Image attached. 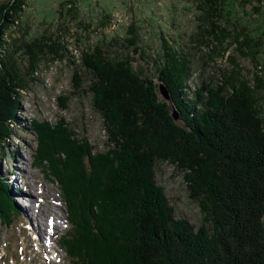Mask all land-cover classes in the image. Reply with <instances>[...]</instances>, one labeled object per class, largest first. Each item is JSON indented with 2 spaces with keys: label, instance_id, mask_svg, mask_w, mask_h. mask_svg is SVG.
Wrapping results in <instances>:
<instances>
[{
  "label": "trees",
  "instance_id": "1",
  "mask_svg": "<svg viewBox=\"0 0 264 264\" xmlns=\"http://www.w3.org/2000/svg\"><path fill=\"white\" fill-rule=\"evenodd\" d=\"M208 2V10L221 11V0ZM26 3L0 2V153L6 149L3 137L14 133L7 124H16L26 77L48 55L63 57L56 40L35 38L21 42L30 66H19L7 36ZM82 59L94 76L91 91L106 119L112 149L94 157L90 153L87 167L78 160V147L60 133L70 147L64 162L58 158L63 178L68 183L86 178L85 189H98L102 195L96 200L95 191L79 188L84 212L69 207L72 225L60 246L72 264H264V118L247 82L238 80L231 94H224L223 87L204 90L208 96L194 92L189 104L184 95L190 92L185 82L191 63L174 62L173 54L165 58L160 77L172 91V101L166 103L151 79L140 77L131 63L102 48L85 52ZM173 107L180 120L171 116ZM42 127L40 143L47 138L44 144L53 150L68 147L53 137V130ZM42 153L37 152L40 157ZM157 161H169L185 172L190 198L199 202L204 214L199 229L174 216L155 181ZM71 190L64 189L62 195L68 206L77 207V194ZM9 194L0 180V225L18 214L15 207L9 208ZM6 205L7 211H1Z\"/></svg>",
  "mask_w": 264,
  "mask_h": 264
},
{
  "label": "rangeland",
  "instance_id": "2",
  "mask_svg": "<svg viewBox=\"0 0 264 264\" xmlns=\"http://www.w3.org/2000/svg\"><path fill=\"white\" fill-rule=\"evenodd\" d=\"M208 1L27 0L18 23L7 36L17 63L22 69L30 66L21 42L41 37L56 40L63 57L53 59L48 55L26 77L16 124H7L14 133L3 137L6 149L0 153V180L7 184L13 198L9 208L15 207L18 214L11 223L0 225V264H72L58 242L72 225L69 207L74 213L84 212L78 193L79 188H86V178L70 183L63 178L64 165L58 158L64 162L70 147L60 133L78 147V160L87 167L90 153L94 157L111 148L106 119L97 110L96 95L91 91L94 76L83 63L85 52L102 48L111 57L131 63L140 77L151 79L166 103L172 101V91L160 77L165 58L176 54L174 62L191 63L185 82L190 92L184 95L189 104L194 101V92L208 96L204 90L223 87L224 94H231L238 89V80H243L252 88L264 118V0H221L219 13L208 10ZM171 116L180 120L174 107ZM42 126L53 130V137L68 147L60 145L61 149L53 150L44 144L47 138L40 143ZM38 151L43 152L41 157ZM155 170L156 184L174 216L187 219L199 229L205 222L204 214L199 202L190 198L185 172L169 161H157ZM70 188L77 194V207L68 206L62 195L64 189L72 191ZM90 190L96 192V200L102 196L98 189H85L87 193ZM43 197L49 202L42 215L44 231L42 222L38 225L33 215L38 208L32 212V204L45 205ZM4 207L1 211H7V205ZM48 218L56 222V227L49 226ZM84 219L90 218L85 215ZM37 228L46 236L45 245L37 238Z\"/></svg>",
  "mask_w": 264,
  "mask_h": 264
},
{
  "label": "bare ground",
  "instance_id": "3",
  "mask_svg": "<svg viewBox=\"0 0 264 264\" xmlns=\"http://www.w3.org/2000/svg\"><path fill=\"white\" fill-rule=\"evenodd\" d=\"M44 181V180H43ZM47 181V180H46ZM39 192V191H38ZM36 193H37V190H36ZM38 194V193H37ZM43 199H44V203H45V205H36V203H35V205L34 204H32V208H33V210H32V212L33 211H35V209L36 208H38V211H36V212H33V215L35 216L34 218H36L37 220H38V225H40V222H42V225H43V227L41 226L40 228L41 229H43V231H44V224H43V218H42V215L43 214H45L46 213V207H48L49 205H47L46 203H49L48 202V199H45L44 197H43ZM51 204H52V202H51ZM42 206H45V208L44 209H42ZM51 209V208H50ZM36 213V214H35ZM38 213V214H37ZM26 214V213H25ZM25 217V216H24ZM26 218V217H25ZM48 221H49V218H48ZM56 227V226H55ZM37 233H38V238H39V240H40V242L42 243V245H45L44 244V238L46 237L45 236V234L43 235V233L40 231V229L39 228H37Z\"/></svg>",
  "mask_w": 264,
  "mask_h": 264
}]
</instances>
